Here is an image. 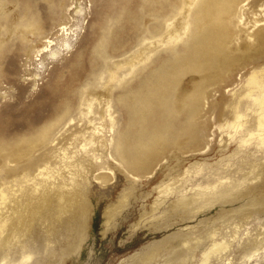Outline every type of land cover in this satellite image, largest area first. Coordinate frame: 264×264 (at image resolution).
<instances>
[{
	"label": "rangeland",
	"instance_id": "rangeland-1",
	"mask_svg": "<svg viewBox=\"0 0 264 264\" xmlns=\"http://www.w3.org/2000/svg\"><path fill=\"white\" fill-rule=\"evenodd\" d=\"M197 1H186L184 19ZM5 2L0 1V143L38 133L69 105L66 118L50 127L29 156L43 160L41 165L23 169L24 162L6 157L0 164V189L7 196L0 205V219H7L0 238L15 216L13 198L28 196L32 204L46 198L29 230L0 244V264H199L212 234L229 248L208 264H264V200L253 198L264 185V144L257 136L241 143L255 127L253 99L245 92L251 72L262 69L264 81V41L250 60L209 86L198 120L204 126L200 147L167 149L138 175L114 150L130 121L118 97L127 87L135 92L138 82L144 94L153 89V59L170 51L169 35L159 33L158 23L167 25L173 17L158 21L152 0H12L4 16ZM25 3L30 16L33 8L42 10L43 24L40 34L20 41L10 17L21 14ZM60 6L62 14H50ZM232 22L241 50L264 29V0H241ZM184 26L176 30L178 48L186 41ZM39 35L56 41L51 51L37 52ZM101 47L106 55L100 56ZM196 79L189 73L181 83ZM235 105L244 121L237 131L222 126L232 120ZM60 194L76 205L88 202L92 210L88 238L64 261L72 208L56 210Z\"/></svg>",
	"mask_w": 264,
	"mask_h": 264
},
{
	"label": "bare ground",
	"instance_id": "bare-ground-1",
	"mask_svg": "<svg viewBox=\"0 0 264 264\" xmlns=\"http://www.w3.org/2000/svg\"><path fill=\"white\" fill-rule=\"evenodd\" d=\"M11 1L6 0V2ZM186 1L152 0V10L159 17L158 21L160 19L170 20L173 17L167 25L158 23L157 27L159 33L169 35L167 43L170 46V51L166 55H159L155 60L153 59V76L150 77L153 89L144 94L141 92L143 85L138 82L135 92L127 87L118 97L120 103L128 107L130 121L126 129L121 131L114 150L121 161L133 168L138 175L148 171L153 161L160 154H164L167 149L178 151L200 147L198 137H200L199 133L204 126L201 125L200 127L198 120L203 101L208 96L209 86L221 80L235 64L250 60L264 41L263 29L258 31L257 39L253 43H247L241 50H237L232 16L241 0H198L193 7L185 9L191 10V15L184 19V12L181 10ZM6 2L1 6V8L6 9L2 10L4 16L9 13V6L6 5ZM24 6L21 14L17 10V14L13 12L14 14H11L10 17V29L19 33L20 41H24L31 34H40L43 24L39 18L42 10L33 8L30 16L27 12L26 3ZM161 10L164 12L162 13ZM52 12L56 15L62 14L63 6L50 10V14ZM50 18L52 20L59 19L53 15ZM137 19L139 26L140 14ZM182 25H185L186 41L181 48H178L177 43L181 38H179L176 30ZM61 29V34L66 35L67 31L64 30V27ZM65 38L62 36L61 40L64 41ZM38 43H40V47L37 52L43 54L48 50L51 51L52 45L56 44V41L42 35L39 37ZM100 49V56L106 55V49L104 50V47ZM189 73L196 74L198 79L193 80L190 85L184 86L181 83L182 78ZM114 76L115 74L112 72L111 77ZM246 85L245 94L253 99V111L256 113V119L254 121L255 127L253 126L254 130L248 129V137L242 138L241 143L248 142L257 136L259 143L264 144V81L262 80V69L251 72ZM68 105L65 103L61 110H56L45 121L38 133L22 136V138L18 137L13 139L11 143H0V164L6 157L24 162L23 169L41 165L43 160L32 161L33 159L29 156L33 150L44 143L50 127L66 118ZM242 117L243 114L239 113L235 105L232 108V120L222 126L237 131L243 126ZM135 124L137 127L134 126ZM78 186L76 184V187ZM22 193H24V189ZM72 196L76 197L74 190ZM6 198V193L0 189V205L5 204ZM72 198H66L60 194V202L56 205V210L60 213L72 208L64 228L71 238L62 246L64 258L61 261H64L65 256H69L73 250L81 246V242L89 236L92 212L90 205L88 202L76 205L75 199L72 200ZM253 198L260 201L264 200V185L257 192V196ZM45 200L46 198L42 199L41 203ZM41 203L32 204L28 196L21 198V200L13 198L11 212L15 216L11 217L10 222H8L6 235L0 238L1 245L8 243L18 232L29 230L31 221L38 213ZM6 223L7 219H0V234L3 232L2 229ZM214 236L215 234H212L211 243L203 251L199 264H208L213 255L224 253L229 248V243L225 240H216ZM27 258H29V254H24L23 259Z\"/></svg>",
	"mask_w": 264,
	"mask_h": 264
}]
</instances>
